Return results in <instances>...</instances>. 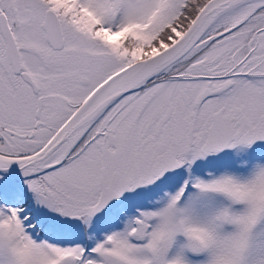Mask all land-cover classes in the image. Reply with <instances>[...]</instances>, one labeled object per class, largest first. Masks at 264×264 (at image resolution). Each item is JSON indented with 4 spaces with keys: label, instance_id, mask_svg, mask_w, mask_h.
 <instances>
[{
    "label": "snow or ice",
    "instance_id": "obj_1",
    "mask_svg": "<svg viewBox=\"0 0 264 264\" xmlns=\"http://www.w3.org/2000/svg\"><path fill=\"white\" fill-rule=\"evenodd\" d=\"M0 264H264V0H0Z\"/></svg>",
    "mask_w": 264,
    "mask_h": 264
}]
</instances>
